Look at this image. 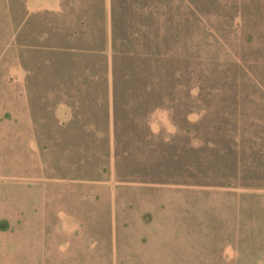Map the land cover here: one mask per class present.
<instances>
[{
	"label": "rangeland",
	"instance_id": "374dc122",
	"mask_svg": "<svg viewBox=\"0 0 264 264\" xmlns=\"http://www.w3.org/2000/svg\"><path fill=\"white\" fill-rule=\"evenodd\" d=\"M27 1L0 0V264H264V0H111L112 42L92 5L69 45Z\"/></svg>",
	"mask_w": 264,
	"mask_h": 264
},
{
	"label": "crops",
	"instance_id": "0c3cea01",
	"mask_svg": "<svg viewBox=\"0 0 264 264\" xmlns=\"http://www.w3.org/2000/svg\"><path fill=\"white\" fill-rule=\"evenodd\" d=\"M99 6L98 20H100L102 40L112 42V30L107 33V26L112 25V1L111 0H28L27 9L29 12L50 11L57 14L59 18H63L68 26L67 45L72 43L75 38L88 37L90 35V26L92 15L94 14L91 7ZM96 14V10H95ZM94 14V16H95ZM107 34L108 37H107ZM71 39V40H70ZM58 46L57 51L60 53H67L69 56H75L79 52V48L74 45ZM65 71L70 64L62 62ZM74 71V70H73ZM67 72V71H66ZM75 90L76 88H71Z\"/></svg>",
	"mask_w": 264,
	"mask_h": 264
}]
</instances>
